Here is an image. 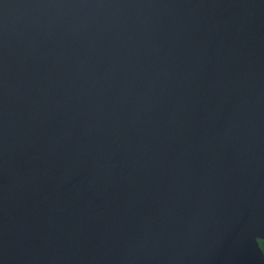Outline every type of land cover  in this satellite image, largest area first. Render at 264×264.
I'll list each match as a JSON object with an SVG mask.
<instances>
[{
    "label": "water",
    "instance_id": "water-1",
    "mask_svg": "<svg viewBox=\"0 0 264 264\" xmlns=\"http://www.w3.org/2000/svg\"><path fill=\"white\" fill-rule=\"evenodd\" d=\"M264 0H0V264H264Z\"/></svg>",
    "mask_w": 264,
    "mask_h": 264
},
{
    "label": "trees",
    "instance_id": "trees-1",
    "mask_svg": "<svg viewBox=\"0 0 264 264\" xmlns=\"http://www.w3.org/2000/svg\"><path fill=\"white\" fill-rule=\"evenodd\" d=\"M259 246L262 249L263 253H264V239H259L258 240Z\"/></svg>",
    "mask_w": 264,
    "mask_h": 264
}]
</instances>
